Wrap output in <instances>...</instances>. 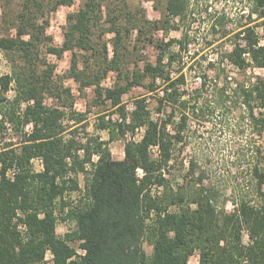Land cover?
I'll use <instances>...</instances> for the list:
<instances>
[{
  "label": "trees",
  "instance_id": "obj_1",
  "mask_svg": "<svg viewBox=\"0 0 264 264\" xmlns=\"http://www.w3.org/2000/svg\"><path fill=\"white\" fill-rule=\"evenodd\" d=\"M70 3L58 0L54 8ZM247 3L250 21L221 36L222 40L232 36L233 43L220 63L228 61L242 71L251 66L264 68V0ZM105 4L84 0L78 11L69 13L61 46L46 34L47 21L20 20L16 35H0V53L11 66L10 72L0 76V135L10 125L15 136L0 143V264H189L196 250H200L199 264H264L261 148L251 164L259 197L241 195L231 212L220 208L215 186H201L188 199L183 190L174 191L167 177L178 146L184 142L191 112L214 113L242 100L253 128L259 133L264 130V113L257 114L254 103L260 100L264 106L262 78L250 84L239 82L231 94L225 84L210 88L204 71L198 86L186 87L184 69L192 65L184 53L195 34L185 30L181 38L164 41L155 32L178 29L171 21L192 12L191 0H155V8L162 13L157 20L148 18L143 8L133 11L127 7L108 9L106 19ZM108 33L113 34L110 41ZM44 44L48 53L58 57L73 52L66 77L73 78L82 91L94 89L86 111L75 108L72 89L65 85L64 76H55V64L40 59ZM148 45L159 51L156 61L141 55ZM178 58L185 61L174 71ZM111 71L116 80L105 87L103 81ZM137 86L153 94L159 114L166 107L171 111L153 118L147 95L137 96L133 110L128 111L124 97ZM12 90L15 94L10 98ZM48 97L54 99L53 104L46 102ZM94 106L100 108L101 128L110 129L113 122L106 121L104 110L111 107L119 113L120 119L109 130L112 137L115 128L122 136L145 128L140 139L126 142L124 158H114L99 137L80 135ZM35 159L42 160L43 169L34 167ZM190 165L194 173L195 161ZM80 173L85 174L86 200L70 206L67 194L80 189ZM197 180L204 184L203 174ZM187 200L191 201L182 205ZM172 205L181 208L171 210ZM65 210L76 227L62 237L57 232V212ZM245 230L248 242L244 241ZM148 237L153 245L151 256L144 246ZM73 241L79 242L83 252Z\"/></svg>",
  "mask_w": 264,
  "mask_h": 264
},
{
  "label": "rangeland",
  "instance_id": "obj_2",
  "mask_svg": "<svg viewBox=\"0 0 264 264\" xmlns=\"http://www.w3.org/2000/svg\"><path fill=\"white\" fill-rule=\"evenodd\" d=\"M58 0H0V35H16V24L23 20L25 22L38 24L48 22L46 25V34L53 37V44L61 46L65 41V32L68 26V14L76 12L82 6L84 0H71L70 4H62L56 9L55 4ZM105 2L103 6L104 18L108 19V9L120 11L127 7L133 11L143 8L147 17L152 20L161 19L162 13L155 8V0H100ZM248 0H191L192 12L181 18H173L171 25H178V29L158 30L155 36L164 41L171 38H181L185 30L195 34L193 42L189 45L184 57L188 59L187 67L184 71L187 73L188 84L186 87L194 88L200 84V75L204 71L208 73L207 83L209 87L227 85L228 92L233 94L235 87L239 82L247 84L253 83L262 78L264 83V68L251 66L245 71L238 69L228 61L220 63L222 55L227 49L232 48L233 39H221L222 33H234L243 25L250 21L248 13ZM262 34V29L257 28ZM28 38V36H26ZM113 34L108 33L106 39L111 40ZM170 49H176L171 46ZM110 55L113 54V45L109 43ZM159 51L153 45H148L141 49V55L151 61H156ZM73 52L68 50L62 57L46 51V45L41 46L40 59H46L55 64V76H64L65 85L71 87L75 96V108L78 111H86L94 97L93 87L80 89V85L73 79L66 77L72 64ZM185 58H178L174 62L173 70L177 71L179 66L185 61ZM219 59V60H218ZM168 60V58H166ZM143 63V62H142ZM212 63V64H211ZM222 64V65H221ZM80 66H83L82 58ZM224 68V69H223ZM197 70V71H196ZM11 66L7 57L0 53V76L3 73L10 72ZM116 80V73L111 71L108 77L103 81L105 87H111ZM208 87V88H209ZM15 91L9 92L12 98ZM147 95L149 108L153 118L163 117L171 111L166 107L165 111L159 114L158 102L147 90L141 86L134 87L124 97V103L128 111L134 108V99L137 96ZM231 100L235 98L234 95ZM48 104H53L54 99L46 98ZM255 110L257 114L264 113V106L260 100L255 101ZM230 106L231 104H227ZM25 105H23L24 107ZM248 106L240 100L237 105L230 109L222 108L212 113L198 111L195 114L190 113L187 127L185 130L184 142L178 146L174 159L171 162L170 172L167 177L170 179L174 191L183 190L188 199L193 197L197 188L201 186H215L219 190V206L226 211L235 209V201L245 193L249 194L250 199H258L255 186V179H252L251 164L255 157L257 149H262L260 154L261 164L264 167V130L259 133L253 128L249 120ZM98 106L92 108L88 116V126L86 129L80 128L81 136L99 137L107 142L112 155L116 159H122L125 156V144L128 140L140 139L144 134L145 128H139L135 133L127 132L125 136L119 134L115 128V136L112 137L110 129L114 128L113 123L120 119V115L115 108H109L103 111L106 121L112 120L109 128H101V121L97 116ZM230 109V110H229ZM167 111V112H166ZM179 117V113L177 114ZM6 134L0 135L1 141L10 140L15 137L11 126ZM28 129H30L28 127ZM1 145V144H0ZM97 159V156H95ZM195 161V172L190 173V161ZM34 167L37 170L43 169L41 159H35ZM141 172V171H140ZM203 174V183L197 180L199 175ZM80 189L67 194V201L70 206L78 205L85 198V174H79ZM163 188H160L162 191ZM161 194V193H160ZM187 200L182 205H187ZM193 207L196 204H192ZM181 206L172 205L171 210H179ZM59 222L57 232L60 236L72 232L75 227V221L68 217L67 210L58 211ZM244 241H249L248 232L244 231ZM81 253L83 250L79 247L78 241L71 242ZM147 253L153 254V245L149 237L144 243ZM52 253L48 252L47 259L52 262ZM200 250L190 257L189 264H199Z\"/></svg>",
  "mask_w": 264,
  "mask_h": 264
}]
</instances>
